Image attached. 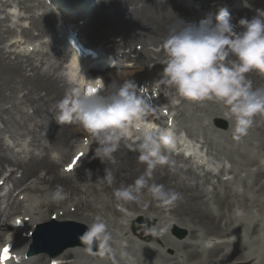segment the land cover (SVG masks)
Instances as JSON below:
<instances>
[{
    "label": "bare ground",
    "instance_id": "bare-ground-1",
    "mask_svg": "<svg viewBox=\"0 0 264 264\" xmlns=\"http://www.w3.org/2000/svg\"><path fill=\"white\" fill-rule=\"evenodd\" d=\"M69 1L71 4L64 2V5L69 6V10L75 13H81L83 16H89V18H87L89 19V21L87 20V22H89L86 29L87 33L90 34L94 42L98 41L97 46L103 43L105 47L102 51H105V54L110 53L118 59H130L128 54L124 51L120 53L119 49L131 46L134 41L143 44L145 48L138 52L139 58L134 68H128L125 65V67H119L121 69L112 67L104 71L100 67V65L105 62L104 55L90 62L86 60L78 61L70 57V59L66 61V64L63 65V63H60L57 65V61L66 59V54H64L63 50L60 48L56 49L58 55L52 56L49 50L44 52L49 46H44L43 44L42 48H40L39 44H35L38 55L42 56L44 53L45 54L40 58V62H38L39 58L35 56L27 59L26 62L31 59L32 61L24 66L17 58H15V60L9 59V56L5 54L6 49L0 46L1 124H5V128L7 124H12L13 128L14 126L16 128L19 121H17V117L14 113H16V109L19 107L20 111L26 114H29V111L32 110V115L30 116L36 119L39 118V120H37V128L39 129L37 134L31 131L30 126L25 127L26 132L23 134H27V136L31 135L32 139L28 142L29 144L25 142L22 143L24 147L21 152H18V155L24 154L25 156L21 160L16 158L13 154L10 155L8 153V150H11L8 148L9 146L6 145L5 139L0 137V170L5 166H18L19 168H17V170L23 169L20 179H12V183H18L19 181L25 182L28 179H32V182L19 192V198L22 197V206L17 210V216L20 215L22 218H28V220L24 222L22 230L29 232L36 224L50 219L53 214L56 220L59 221L71 220L81 222L83 220L90 225L93 223L96 215L99 214L104 217L102 209L105 207L107 208L102 202L98 201L97 196H93L91 199L89 198L93 193L97 195L100 193L105 200H109L114 204V208L116 205L124 208V212L135 210L133 211L134 213L143 212L145 215H153L156 217L162 215L163 218L174 220L178 224H187V226L191 224L201 227L205 230L207 235L213 234V236H220V220L212 213L208 206L212 203L220 205L223 203L222 200L224 199L217 194L213 196V202L209 203L207 195L203 194L202 183H199L202 177H198L197 170L200 168L210 169L209 173L212 174L224 172L221 176H231V174L225 171V166L223 164L224 160L220 162V158L214 155L212 150L209 151V156L203 152V148L207 146L206 144H203L198 139H195V144H187L185 153L189 155L187 158L191 164H188V162L183 159L185 157L183 153L172 158V156L166 154L165 150L164 154L168 157V163L157 165V167L152 170L151 177L148 178L150 183L152 181L162 183L167 188L182 193V201L177 202V204L172 207L164 208L156 201L151 200L145 191L143 198L144 202L125 204L115 199L113 196L114 191L122 186L132 184L136 178L144 175L147 171V165L138 159L139 152L136 144L132 140H122L118 150L113 153L114 159L101 160L96 157L98 144L93 141L77 123L59 124L55 119V115L58 112V102L65 96L74 92L76 88L81 87L83 85V79H88L93 82L92 76L102 78L105 85L103 88V95L111 94L120 84L127 80H131L137 85L138 93L143 94L147 102L154 109L149 115L151 116L149 119L150 121L156 123L161 128L170 129L174 132L172 125L169 126L167 124L168 118L171 117L172 124L175 122L177 128L184 130L193 138L194 133L186 126L185 121L183 122L181 104L173 105L171 103L172 90L164 87L162 84L159 88L157 87V83L160 79V72L163 67L159 61L165 58V53L162 50L158 51L157 48H161L169 27L178 23L177 12L179 8H177L176 0H96L97 2L94 8L89 13L86 11L87 9H84L90 0H81L82 5L79 6V8L72 4H75L78 0ZM222 1H225L227 6L222 2L214 3L210 6V9H208L205 17H211L214 21L215 13L219 8L226 7L232 16L233 22L236 23L241 17L251 19L257 16L264 8V0H246L247 6H245V0H243V4L235 1V3H233V0ZM188 3V1L183 2L181 6L184 7V5ZM21 9L28 12L32 11V7L30 5H25V3L21 4ZM183 16V19H178L190 23H198L200 21L199 18L187 13V11H184ZM29 18L32 21L33 28L38 31V34H45L47 37L49 34L52 38L55 24L52 29L51 23L53 21L50 18L49 12L43 13L42 16L37 17L31 14ZM75 26L77 27L78 25ZM84 26L85 24L81 27V31L85 30ZM5 29L8 31L9 28H2L0 25V44ZM237 30H239V28ZM58 32L61 33V28H59ZM108 40L112 42V45L109 47L107 45ZM35 42H38V40L36 39ZM44 43L46 42L44 41ZM26 45L33 44L28 42ZM149 46H153V48L150 49L148 48ZM53 59L55 61H53ZM128 61H132V59ZM150 64H153L152 67L147 68ZM90 66L94 69L88 71ZM27 68H29L30 74H27ZM248 75L249 79L253 82L254 88L264 87V75L257 73H250ZM12 83L15 85V88L18 89L16 93L22 94L20 97V106L14 103V94L11 96V93H8V90L12 92V87L10 86ZM221 107L226 111L223 105H221ZM166 110L168 115L163 124L159 118L163 116V111ZM259 117L260 116H257L255 118L253 126L258 124ZM14 119L16 120L15 123ZM7 132H9V130H7ZM84 137H87L88 140L86 145H84ZM199 142L200 146H198ZM33 144H37L38 147L36 148L38 150L40 149L38 154L34 153V148L30 149ZM20 147L17 148L19 149ZM71 148H79L86 151L85 163L78 167L77 173H75L73 177H70L72 173L68 175L60 174L57 168L59 162L63 160L62 158ZM207 149H211L210 146ZM53 153H55V155H53ZM224 159L228 160V158ZM220 164H222V166H220ZM83 169L86 171H83ZM106 170H111L113 172L114 181L111 185L103 180ZM6 171L7 170L4 172ZM11 171L16 173L13 169ZM38 172L39 175L37 174ZM181 174L187 177L186 181L188 183H183V180L179 179ZM257 181L258 177L255 184H258ZM58 185L63 187L64 191L67 193V198L59 203H54L50 200L46 203L47 194L53 191ZM249 186L251 185L248 184V187ZM256 190L259 191V189ZM210 195L212 196V193H210ZM41 205H46L47 210L43 212V210H41ZM108 207L113 213L117 212L110 205ZM48 208H51V212L48 211ZM13 209H17L14 204L10 206V210ZM165 212L169 216L165 215ZM6 213H8L6 208L0 211V219L2 216L5 217ZM13 221L16 222V219ZM6 227L7 225L5 223L0 225L1 239L3 235V238L5 237L4 229ZM11 236L13 238V235ZM139 237L141 239H147L150 237V233L148 231L140 232ZM151 237L154 240H158L157 237L159 236L152 235ZM159 238L160 240L164 239L162 237ZM131 240L133 239L131 238ZM28 242V237H19L13 242L15 243L14 256L18 259H22L20 264H34L32 261L35 259H37V261L39 260L41 264H49L50 259L46 257L47 255L45 254H37L28 258V260L23 258V253L26 251ZM166 244L168 245L169 242H166ZM193 244L194 243L189 244L188 242H183V249L188 252L189 256H193V251L197 253L195 250L190 251L191 245ZM216 249V245L206 249V257L209 259L215 257ZM237 253L238 251H235V253L232 252L229 254V257H231L232 254L236 256ZM78 254L80 253L77 249L71 248L65 250L60 256L54 257L53 259H66L65 263L60 264H78ZM109 255L112 256L111 259L103 261L106 262V264H113L115 260H118V257L114 256L111 252H102L101 258H106ZM239 257L244 258L247 262H252L253 260L251 256L241 255ZM174 259L175 258H166V262Z\"/></svg>",
    "mask_w": 264,
    "mask_h": 264
},
{
    "label": "clouds",
    "instance_id": "clouds-1",
    "mask_svg": "<svg viewBox=\"0 0 264 264\" xmlns=\"http://www.w3.org/2000/svg\"><path fill=\"white\" fill-rule=\"evenodd\" d=\"M177 21L169 27L161 48L157 49L165 53V58L159 61L163 67L157 87L162 84L172 90L173 105L181 101H213L223 105L227 117L233 120L237 138L246 135L255 118L264 116V87L254 88L248 75H264V12L251 19L241 17L234 23L229 10L221 7L214 21L211 17L198 23L178 18ZM104 87L103 79L97 77L90 89L85 84L83 91L77 88L61 99L55 115L57 123H77L98 144L96 157L101 160L114 159L113 153L122 140L136 144L138 159L147 165V171L132 184L116 189L113 193L116 200L125 204L142 203L146 191L161 207L176 205L183 200L182 193L162 183H150L148 179L157 165L168 163L164 152L175 148L174 133L148 119L154 109L138 93L133 81L123 82L108 95L100 94ZM103 180L111 185L113 172L106 170ZM66 198L67 193L59 185L46 197L54 203ZM80 241L89 250L98 246L107 253L111 251L113 234L98 214L86 226ZM213 244L212 238L204 241L205 248Z\"/></svg>",
    "mask_w": 264,
    "mask_h": 264
},
{
    "label": "rangeland",
    "instance_id": "rangeland-1",
    "mask_svg": "<svg viewBox=\"0 0 264 264\" xmlns=\"http://www.w3.org/2000/svg\"><path fill=\"white\" fill-rule=\"evenodd\" d=\"M78 1L75 3H78ZM210 1L214 3L215 1L222 0H209L208 2ZM12 3H16L20 9L19 19L12 16H9V19L5 17L7 13L4 10H8V7ZM24 3L25 5H30L32 11L28 12L21 9V4ZM41 5L46 6L45 3L37 2V0H13L5 5L0 3L1 27H9L8 31L6 29L4 30L5 33L0 44L1 47H3L12 36L20 35L24 39L35 36L34 39L39 40L45 36V34H43L38 37V31L33 28V24L29 18L31 14L36 15V17L38 16L37 14L42 10L40 7ZM201 6L202 11L197 13V15L195 13L196 16L205 13L207 7L205 0H202ZM261 11L264 12V10ZM74 17H76L74 19L75 21L81 18L80 16ZM26 19H28L29 29L26 30L28 36L24 37L23 31L19 29V26L21 22ZM86 19L87 18H84V21ZM87 26L88 25L84 28L87 29ZM83 32L88 37V40H93L89 33L87 35L85 31ZM108 42H110V40H108ZM56 45L57 43H52L50 44V48L56 47ZM135 45H138V47L141 46L142 49L145 48L143 44L137 41H134L129 48L134 49ZM148 48L152 49L153 46H149ZM125 52L128 53V50L126 49ZM5 54L9 56V59H14V56L7 54L6 51ZM51 54L52 56L58 55H55V53L53 55L52 52ZM31 57L32 55L27 57L21 56L17 57V60L22 61V63L26 65L27 63H25V61L27 58ZM35 57L39 58L40 61L43 55ZM53 61L55 60L53 59ZM119 61L122 65L132 62L124 60V58ZM62 63L64 64V60ZM56 64L59 65V61H57ZM27 69V74H30L29 68ZM10 86L12 87V92L8 90V93H11V96L14 94L13 101L20 106L19 103L22 94L16 93L18 89L15 88L13 83ZM181 102L183 122L185 121L186 126L194 133V137L202 140L207 145L206 148L210 146L211 149L209 150H212L213 154L220 158V161L224 160L228 164L229 168L225 171L233 176L230 179L222 180L219 179V177L224 173H219L220 176L217 175L216 177L201 169L197 171V174L200 172L198 177H202L199 183H202L203 194L207 195L209 203L213 202V196L217 194L224 199L222 200L223 203L221 202L222 204L220 205L212 203L208 206L212 213L220 220V236H213V234H211L213 237H207L205 230L201 227L191 224L188 226L187 224H178L174 220L163 218L162 215L156 217L138 212V216L136 215L137 217L132 221L141 216L142 221L138 225H142V227L139 232L148 231L150 233L149 238L139 239L138 234L134 233L131 229V227L133 228L130 224L132 221L123 223L125 220H130L132 216L127 218L128 215H124L123 212H114V214L108 207L110 205L114 208V204L109 200H105L100 193L98 195L93 193L89 198L91 199L93 196H97L98 201L102 202L108 208L105 207L102 209V214L105 216L104 220H107L109 230L113 234L110 252L118 257V260H115L113 264H264V116L259 117L258 124L250 128L246 135L237 138L233 131V120L227 117V112L221 107V104L213 101H206L203 103H193L189 101ZM31 114L32 111L27 115L20 111V107L17 108L14 115L17 117L19 124L16 125V128L15 126L13 128L12 124H7L5 128V124H1L0 122V137L9 138L10 136V138H12L11 141L18 144L26 139V134L22 132H26L25 127L27 126H30L31 131L37 134L39 130L37 128V120H39V118L36 119L30 116ZM15 122L16 120L14 119V123ZM7 130H9L8 133H6ZM28 137L26 141L32 139L31 135ZM70 152L66 153L63 162ZM15 156L17 157L16 153ZM224 158H228L229 161ZM179 177L180 180H183V183H188L185 175L181 174ZM257 177L258 184H255ZM216 179L218 182H216ZM227 180L228 182H225ZM248 184L251 186L248 187ZM256 189H259V191ZM210 193H212V196ZM43 209H45V207ZM50 210L51 208H49V211ZM164 214L169 216L166 212ZM152 221L153 223L151 224ZM128 224H130V227L126 226ZM175 231H185V235L179 237L175 235ZM152 235H157L164 239L160 240V238L157 237L158 240H154L151 237ZM131 238L133 240H131ZM210 238L214 239L213 245H216L217 249L215 250L216 256L209 259L205 254V250L209 248L204 247V241ZM166 242H169V244L167 245ZM183 242H188L189 244L194 243L191 245L190 251L195 250L197 253L193 251V256H189L188 252L183 249ZM235 251H238L236 256L232 254L231 257H229V254L232 252L235 253ZM78 252L80 253L78 254V264H106V262L103 261H108L112 257L109 255L106 258H99L98 256L91 258L87 256L89 252L82 248H78ZM101 253L100 251L99 254L101 255ZM84 254H86V256ZM241 255L251 256V258H253L252 262H247L244 258L239 257ZM166 258L175 259L166 262Z\"/></svg>",
    "mask_w": 264,
    "mask_h": 264
},
{
    "label": "snow or ice",
    "instance_id": "snow-or-ice-1",
    "mask_svg": "<svg viewBox=\"0 0 264 264\" xmlns=\"http://www.w3.org/2000/svg\"><path fill=\"white\" fill-rule=\"evenodd\" d=\"M3 251H4L5 253H7V252H8V249H7V248H5Z\"/></svg>",
    "mask_w": 264,
    "mask_h": 264
},
{
    "label": "water",
    "instance_id": "water-1",
    "mask_svg": "<svg viewBox=\"0 0 264 264\" xmlns=\"http://www.w3.org/2000/svg\"><path fill=\"white\" fill-rule=\"evenodd\" d=\"M74 243H70L69 245H73Z\"/></svg>",
    "mask_w": 264,
    "mask_h": 264
}]
</instances>
